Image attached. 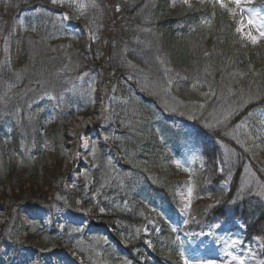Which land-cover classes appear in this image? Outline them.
<instances>
[{
  "label": "trees",
  "instance_id": "16d2710c",
  "mask_svg": "<svg viewBox=\"0 0 264 264\" xmlns=\"http://www.w3.org/2000/svg\"><path fill=\"white\" fill-rule=\"evenodd\" d=\"M98 1L104 6L103 0ZM32 2L33 0H0V48L11 37L7 24L19 10L37 5L44 8L53 7L50 4L51 0H36L35 3H38L36 5ZM107 4L110 8L107 12L103 11L104 8L101 10L88 8L79 12L69 5L64 9L89 34L96 37L99 45L106 48L102 53L103 61H99L94 55L95 58L91 62L89 58L83 56L82 50L76 48L73 40H59L57 43L53 32L46 28V24L39 25L37 39L32 35L26 38L21 64L14 68L6 66L0 69V121L8 118L14 126L24 128L29 124L30 133L25 130V134L28 140L34 136L36 147L41 148L43 139L48 138L54 147L53 161L60 170L67 156L66 118L59 119L58 123L43 136L41 130L46 114L39 113L37 107H32V102L42 95L44 92L42 88L48 87L45 84L56 82L55 77L59 73L66 71V77L68 72L77 75L91 68L99 69L103 62L106 66L104 71L106 78L111 77L113 84L122 76L133 77L135 81L147 86L144 98L141 99L143 103H151L167 115L178 117L196 127V137L201 140L205 158L206 168L203 177L212 183L204 186L206 187L204 189L209 190L212 196L218 197L219 204L217 207L205 203L196 205L195 220L191 229L203 231L209 222L235 217L246 223L250 237L260 238L264 244V205L258 208L253 198L242 197L240 194V182L245 175L246 165L251 166L263 184L264 171L228 136V133L244 121L255 108L264 106V46L246 42L236 33V22L230 15L210 2L192 8L183 7L177 13L168 11L169 0H109ZM56 8L58 9V6ZM45 39L49 41V48H45ZM53 47L54 52L51 50ZM32 57L35 69L29 68ZM49 57L54 58V61L49 60ZM79 58L85 59L81 62L82 66L73 67L74 60ZM46 73L47 77L42 76ZM58 85L63 87L66 81ZM162 87H165V90ZM49 90L53 92V87ZM160 93L168 95L169 100L166 103ZM20 98L22 100L18 106L15 102ZM23 100L26 102L23 103ZM178 105L188 108H178ZM113 112L117 116L115 110ZM214 114L216 119L213 117ZM140 119L144 122L145 128L144 134L139 138L144 137L147 142L140 143L143 157L152 159L155 161L154 164L160 167L159 159L167 163L168 154L164 152L166 156L160 153L154 156L153 151L162 148L156 144L157 128L150 116L143 113ZM136 133L138 132H134L133 135ZM23 136H18L12 143L0 145L3 155L0 160V185L9 184L14 189L16 185H21L18 186L19 195H15L7 203L15 201L16 206L20 208L46 207L50 205L49 194L38 184H44L42 182L44 175L53 176L55 173L44 165L40 151L33 152L29 158L23 159L24 162L20 166L15 147L10 145L23 143L25 139ZM217 142L226 146L236 156L235 172L228 192L217 188V185L227 178L221 167V151L216 146ZM120 151L124 152L122 149ZM22 168L26 169V173L24 171L20 175ZM165 176H168L166 179L171 177L170 169ZM66 177L63 175L58 178L53 196L54 204L77 216L83 215L80 204L85 205L91 210L86 216L92 221L96 216L100 221L99 225L107 230L115 229L114 222L121 223L120 226H131L132 232L140 228V238L134 240L132 235L125 243V249L136 264H143L141 257H135L137 249L141 250L142 257L155 254L156 260L176 263L177 259L172 257L174 256L172 250L157 243L169 233L171 238L168 244H171L176 241L175 234L165 225L158 235L156 233L158 224L152 227L153 221L147 218L148 212L153 211L144 203L135 200V204H132L128 211L121 212L109 208V213H102L100 209L105 203L100 204V201L106 189L103 188L99 169L96 168L86 174L74 189L65 188ZM167 181L175 182L174 179ZM149 183L161 194L168 196L167 187L157 186L152 181ZM93 213L96 215H92ZM15 219L18 220V214L10 215L9 221ZM105 219L108 221L104 222ZM144 229L150 230V238L157 241V249L146 250L145 242L148 237L145 236ZM21 232L22 230L18 229L15 237L18 238ZM27 232L28 243L22 244L17 241L18 239H13L9 245L31 246L29 242L33 239L39 242V251L52 255L61 251L63 242L73 243L72 245L76 247L72 240L63 238L55 230L47 233L35 225ZM5 237L0 234V242L9 241ZM111 237L112 244L119 243L113 234ZM159 261L157 262L160 263ZM149 264L155 263L150 261Z\"/></svg>",
  "mask_w": 264,
  "mask_h": 264
},
{
  "label": "rangeland",
  "instance_id": "374dc122",
  "mask_svg": "<svg viewBox=\"0 0 264 264\" xmlns=\"http://www.w3.org/2000/svg\"><path fill=\"white\" fill-rule=\"evenodd\" d=\"M103 1L104 6L98 0H76V3L84 5V8L78 11H86L88 8L96 10L104 8L103 11L107 12V10H110L107 4L109 0ZM198 1L200 0H188L186 4L183 0H171V6L173 9L181 8L180 5L191 7ZM35 2L36 0H33L32 4H38ZM66 4L60 5L61 8L65 9ZM93 4H95V7L92 6ZM249 7L254 10L257 20L264 21V0H252ZM65 14L69 17L67 13L45 10L40 5L27 10H19L7 24L12 32L11 37L0 48V69L6 66L14 68L20 65L24 57L23 48L26 38L32 35L34 39H37L39 33H36V27L39 22H48L46 28L54 29V39L57 43L60 40L59 38L63 40L74 37L77 39L75 45L82 50L83 56L89 58L91 62L95 56L99 61H103L102 53L106 48L99 45L96 37L87 34L76 22L71 21L70 18L64 19ZM233 18L236 21L243 19L245 21L244 28L248 29L247 14ZM248 31L255 35L254 30L248 29ZM244 39L253 44L246 37ZM45 41V48H49V41L47 39ZM255 45L264 46V39H261ZM51 50L54 52L55 47ZM46 53L48 54L47 51ZM48 59L54 61V58L49 57ZM82 61H85V59H75L73 67L82 66ZM33 64L34 59L32 57L29 68L35 69ZM105 67L102 62L99 69L91 68L95 69L91 72L81 71L80 74H77L78 76L68 72V77H66V71H63L55 77L56 82L60 81L45 84L48 87L42 88L44 92H42L40 101L32 103L33 106L38 107L39 113L46 114L41 130L43 136L48 129L55 126L57 113L60 110H66L70 107V111L66 113V116L70 112H74L73 115L68 116L65 125L67 138L65 147L68 156L60 170L56 169V165L51 159L52 146L48 138L43 139L41 148L35 146L34 136H31L29 140L27 139L25 130L30 133L29 124L24 128L19 125L14 127L10 120L0 123V145L2 143H12L14 139L16 141L18 136L24 135L25 139L22 137L24 141L21 145L19 143L10 145L18 148L15 154H18L16 157L20 160V166L24 162L23 159L29 158L33 152H42L44 165L49 169L52 168L55 173L53 176L44 175L42 181L44 184H38L40 188L48 192L49 196L56 192L58 178L68 173L71 168L75 167V171L73 175L66 177L65 188L75 186L74 179L78 180L81 174L84 176L85 173H91L98 168L99 175L102 176L103 188L106 189L100 201V204L105 203V206L101 207L103 209L101 212L109 213L110 209L125 212L130 210L132 204H135V200L144 202L157 212L156 214L148 212L147 218L153 221L152 227H155L156 223L158 224L156 229L158 235L166 224L170 226L173 232L179 234L182 243L176 245L178 253L172 251L174 256H171L176 259L180 256L183 264H229V262L230 264H240L241 260L244 264H264L261 241L258 239L248 241L246 239V227L239 221H234L231 224L220 223L219 226L215 225L209 228V231L204 234L187 232L185 227H188L193 220V209L196 205L199 204L198 206H200L201 203H205L216 207L219 204L218 197L212 196L209 190L204 189L212 183L203 177L205 166L200 140L195 136V129L191 126H182L179 123L170 124V122L164 120V113L160 112L155 106L153 108L148 102L143 103L141 100L147 88L145 84L140 81L137 82L129 76H122L116 84H113L111 77L106 78ZM47 74L42 76L47 77ZM64 81L69 83L64 86L65 90L60 92L63 87L58 84ZM52 87L53 92L49 90ZM162 89L165 90V87H162ZM160 95L165 100L164 103L169 100L167 94L160 93ZM21 100L22 98L16 101V105L19 106ZM24 102L26 101L23 100ZM177 107L188 108V106L180 105ZM114 110L117 116H115ZM143 113L150 116L153 123H158L157 133L159 137L156 141L158 147L165 144L171 151V155H174L170 160L164 153L166 150L156 148L157 150L153 151L154 156L160 153L169 159L167 163H164L163 159H159L160 167L156 166L155 161L152 159H144L143 157L144 153L140 143H144L145 138H139L140 135L144 134L145 128L143 127L144 122L140 119ZM199 115L201 114L199 113ZM213 117L216 119L215 114ZM134 132L138 133L134 136ZM186 133H188V136ZM7 135L12 137L11 140L6 139ZM228 136L240 145L253 162L264 171V107L255 109L249 117L231 130ZM216 146L221 151L220 163L222 170L227 174V182L221 181L217 185L218 189L223 190L227 188V183L233 177L236 156L226 146L220 143H217ZM120 149L124 152H121ZM103 150L107 152L106 159L103 158ZM2 157L0 150V160ZM169 169L171 170V177L166 179L168 176L165 175ZM21 171L20 175L24 171L26 173L25 168H22ZM173 179L175 180L174 183L173 181H167ZM26 181L29 182V180ZM150 181L157 184V186L164 185L167 187L169 197L165 199L159 195V191L152 190L149 184ZM240 185L242 197L253 198V202L258 208L264 205V184L254 174L249 165H246V172ZM18 186L21 185H16V189L6 185L1 186L0 201L5 196L12 199L15 195H19ZM28 187L27 184L26 188ZM195 194L196 201L193 202ZM48 202L50 205L45 209L29 210L24 207L20 210V207L16 206L17 203L13 201L10 206H5L9 209L7 212L0 210V234L6 236L5 238L9 240L0 242V264H37L39 255H41L40 259L42 260L39 264H135L132 257L125 252L124 247H126L125 243L129 238H132V235L134 240L140 238V228L132 232L131 226H120L121 223L114 222V225L121 228L118 229L115 226V229H113L115 233L112 232V228L109 229L120 243L115 242L113 245L109 230L102 229L97 225L100 221L96 216L94 220L96 224H91L84 216V218L72 216L61 210L58 204H54L52 201ZM0 205L3 207V204L0 203ZM80 206L85 216L90 213L89 207L81 204ZM9 213L13 216L18 214V220L7 221L6 229L2 231V226ZM92 215L96 214L93 213ZM107 221V219L104 220V222ZM35 225L43 228V231L47 233L55 230L63 238L72 240L76 247L72 245L73 243H70L71 245L61 243L63 253L52 256L46 254L48 255L46 256L41 252L35 254L36 252L31 249L32 246L37 247L39 245V242L33 239L29 242L31 247H23L21 244L9 245L13 239H18L17 241L20 243L27 242L24 232L29 231ZM235 226H237V229L232 230V227ZM18 229L25 231L16 238ZM144 232L145 236L150 237L151 232L149 229H144ZM169 238L171 236L168 233L165 238L162 237L160 242L151 238L146 239V250L153 251L157 249L156 242L170 250ZM232 241L237 243L234 244ZM169 250L168 253H170ZM140 251V249L135 250V257H141L143 264H149L150 261L154 260L153 255L142 257Z\"/></svg>",
  "mask_w": 264,
  "mask_h": 264
},
{
  "label": "snow or ice",
  "instance_id": "6c2138e0",
  "mask_svg": "<svg viewBox=\"0 0 264 264\" xmlns=\"http://www.w3.org/2000/svg\"><path fill=\"white\" fill-rule=\"evenodd\" d=\"M183 2L187 4L188 0H183ZM209 2L213 5H218L233 17L247 14L248 29L254 30L255 35L244 28L245 21L243 19H238L236 21V33L242 37H246V39L250 40L253 44H258L261 39H264V21H259L255 18L254 10L249 7V5L252 4V0H209ZM52 3L58 5L67 3L69 7H74L77 10H82L84 8V5L76 3V0H52ZM92 6L95 7V4ZM117 10L119 9L117 8ZM64 19H69V17L65 14ZM52 98L54 99V97ZM226 118L227 117H225V119ZM101 211H103V209H101ZM232 243L235 244L237 242L232 241ZM240 264H244V262L241 260Z\"/></svg>",
  "mask_w": 264,
  "mask_h": 264
},
{
  "label": "bare ground",
  "instance_id": "6f19581e",
  "mask_svg": "<svg viewBox=\"0 0 264 264\" xmlns=\"http://www.w3.org/2000/svg\"><path fill=\"white\" fill-rule=\"evenodd\" d=\"M237 246H238V244H237Z\"/></svg>",
  "mask_w": 264,
  "mask_h": 264
}]
</instances>
